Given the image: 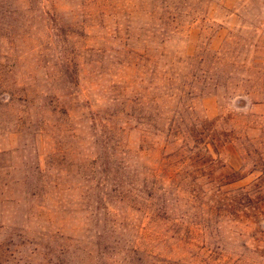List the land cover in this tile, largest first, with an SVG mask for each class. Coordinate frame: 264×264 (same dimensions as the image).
<instances>
[{
  "label": "rangeland",
  "instance_id": "rangeland-1",
  "mask_svg": "<svg viewBox=\"0 0 264 264\" xmlns=\"http://www.w3.org/2000/svg\"><path fill=\"white\" fill-rule=\"evenodd\" d=\"M0 264H264V0H0Z\"/></svg>",
  "mask_w": 264,
  "mask_h": 264
},
{
  "label": "trees",
  "instance_id": "trees-1",
  "mask_svg": "<svg viewBox=\"0 0 264 264\" xmlns=\"http://www.w3.org/2000/svg\"><path fill=\"white\" fill-rule=\"evenodd\" d=\"M191 152V151H190Z\"/></svg>",
  "mask_w": 264,
  "mask_h": 264
}]
</instances>
